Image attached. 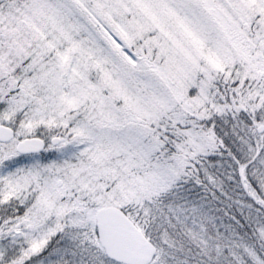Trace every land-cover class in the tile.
<instances>
[{"label": "snow or ice", "instance_id": "1", "mask_svg": "<svg viewBox=\"0 0 264 264\" xmlns=\"http://www.w3.org/2000/svg\"><path fill=\"white\" fill-rule=\"evenodd\" d=\"M0 264H264V0H0Z\"/></svg>", "mask_w": 264, "mask_h": 264}]
</instances>
